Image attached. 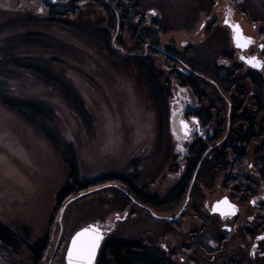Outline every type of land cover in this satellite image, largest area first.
<instances>
[{"label":"flooded vegetation","instance_id":"1","mask_svg":"<svg viewBox=\"0 0 264 264\" xmlns=\"http://www.w3.org/2000/svg\"><path fill=\"white\" fill-rule=\"evenodd\" d=\"M71 1L11 0L0 12L4 24L15 15L25 22L55 20L57 39L67 21L88 24L111 53L143 73L156 105L168 108L153 146L126 147L119 161L124 158L121 166L127 163V169L87 181L84 191L93 192L83 199L120 200L110 211L116 224L122 217L131 224L152 222V229L132 225L136 241H117L111 238L115 229H103L107 236L95 264H106L102 250L111 245L136 249V264H264V67L246 62L255 57L264 63V32L245 26L257 20L240 5H234L237 13L233 7L222 19L210 18L222 0H202L203 19L194 16L192 3H186L185 14L166 8L159 14L157 6L142 0H101V12L95 2ZM84 9L88 18H81ZM228 16L251 39L246 47L234 42L224 23ZM176 117L181 128L174 125ZM77 230H63L51 264H66Z\"/></svg>","mask_w":264,"mask_h":264},{"label":"rangeland","instance_id":"2","mask_svg":"<svg viewBox=\"0 0 264 264\" xmlns=\"http://www.w3.org/2000/svg\"><path fill=\"white\" fill-rule=\"evenodd\" d=\"M10 1L0 0V8L9 7ZM142 1L157 6L161 10L159 14L165 8L166 12L178 14L188 10L183 0ZM230 4L219 2L210 18L222 19L223 11L233 7L237 13L234 5H240V9L250 11L258 22L255 25L245 22L246 28L255 29L257 34L264 32V0H234V4ZM4 13L0 12V39L5 41L0 57L16 65L25 63L38 69L41 72L37 74L41 76L34 72V77L26 75L28 68L22 70L16 65L0 66V83L3 84L0 93H8L9 86L13 88L12 81L16 80L22 83L19 88L14 86L19 96H32L50 113L46 120H36L33 126L0 102V219L24 237V244L18 249L0 247V264H32L29 248L40 243L41 238H51L48 256L54 249L57 233L54 227L58 226L65 202L58 206L59 194L74 182L84 183L127 169V163L121 166L124 158L119 161L125 157L124 149L153 146L161 115H165L168 108L156 105L143 73L117 53H111L104 37L91 32L89 27L74 26L67 21L61 25L64 32L59 38L61 41L31 43L27 36L31 33L30 20L26 25L22 15H15L11 23L4 24ZM6 14L11 15L7 11ZM240 16V19L244 17ZM198 17L203 19L205 14ZM18 25H25V30ZM33 38L43 40L39 36ZM11 41L17 44L10 46ZM14 48L17 51L11 59L4 57ZM42 58L47 62H38ZM45 70L50 72V79L43 77ZM74 73H79V78ZM65 87L72 98L67 96ZM103 198L98 195L72 203L75 207L65 215L64 229H78L90 220L103 227L105 219L106 222L111 220L113 226L108 229H115L111 238L117 241L123 237L137 240L135 233H129L132 225L137 229H152V222L142 220L131 224L130 219L121 215L116 224L115 214L110 211L113 207L119 208L121 202L115 200L109 202L110 205ZM89 205L88 210L85 206ZM118 231L124 235H116Z\"/></svg>","mask_w":264,"mask_h":264},{"label":"trees","instance_id":"3","mask_svg":"<svg viewBox=\"0 0 264 264\" xmlns=\"http://www.w3.org/2000/svg\"><path fill=\"white\" fill-rule=\"evenodd\" d=\"M129 1V0H128ZM201 1L202 0H183V2H187V3H192V11L194 13V16L196 17L199 16L204 10L201 7ZM208 2L211 0H207ZM206 1V2H207ZM75 2H79V3H87V4H94L93 2L97 3L98 5V10L101 12V8H103V2L101 0H72L71 3H75ZM130 3L128 4V6H130ZM74 5V4H73ZM70 8H72V6H69ZM84 14H81V18H88V16H90V11L87 10H83ZM101 14V13H100ZM30 24L27 23V21L25 22V24L29 25V27H31V33H29V35H27L29 37V41L31 40V43H48L50 39H56L61 41L60 39H57L55 37V34H57V22L55 20H49L48 22H40V21H34V20H30L29 21ZM81 25H85L87 27L88 24H84L81 23ZM72 26V25H71ZM17 27L19 28H23L25 30V25L24 27L22 25H18ZM81 29V27H80ZM34 36H39L41 38H43L42 42L40 39H37L36 41L34 40ZM5 41L3 42L0 39V51H2V49L5 46ZM17 42L13 43L12 41L10 42V46L16 45ZM17 48V47H16ZM14 48L13 51H9L10 53H8L7 55H4V57H8L9 59H11L12 54L17 51V49ZM19 57H22L21 55H18ZM26 57V56H25ZM33 58L35 61L38 60V58L35 57H31ZM49 58V57H48ZM44 58L40 59V61L38 62H42ZM47 62V61H45ZM10 63V64H9ZM17 63V61L15 62ZM32 64V63H31ZM15 66L16 64H14L12 61L8 62V61H4V59H2V57H0V66L1 67H8V66ZM19 66V67H18ZM16 67L18 69H22V70H26V68H28V72H25L26 75H29L31 77H34L35 75L33 74V72L38 75L41 76L40 74H37L39 72H41L38 69H32V67H28V65H26L25 63L23 64V66L20 65H16ZM9 68V67H8ZM16 68V69H17ZM32 69V70H29ZM42 75L45 79H50L51 74L50 72L47 70L42 71ZM2 73H0L1 76ZM4 74H6V72H4ZM9 76H3L2 78H8ZM7 83V82H6ZM2 85L0 83V90H2ZM13 88H11L9 86V92L6 93H0V102L6 106L8 109L12 110L13 112H15L17 115H19L20 117H22L26 122H28L30 125L35 124L36 120H41V118H44L45 120L49 117V111L47 110L45 105H42L40 102L34 100L33 98H29L28 96L23 97V96H19L16 92V90H18L17 88L15 89L14 86H19L22 85V83H18L16 80L12 81ZM6 86V84H5ZM19 88V87H18ZM67 87H65V91L67 92V96L69 98H72L71 96V92L67 89ZM74 99V98H73ZM74 102H76V99L74 100ZM77 103V102H76ZM80 105V104H79ZM87 182L84 183H77L74 182V184L72 186H70L68 189H65L62 193L59 194V198H58V206H60L64 201L68 200L70 197L76 196L80 193H82L81 191L85 192L84 190L87 189ZM83 200V198H81ZM64 204V203H63ZM74 204V203H73ZM73 204H71L65 215L69 214V212L71 210L74 209L75 206H73ZM65 219H64V223H65ZM104 226L106 227H112L113 223L111 224V220H109V222H106V219L104 221ZM90 222H86L83 225H81L79 228L86 226L88 224H90ZM78 228V229H79ZM49 229H52V225ZM54 229H57L58 231V226L55 225ZM114 228H112L111 230H113ZM51 236L53 235V232H50ZM49 234V235H50ZM24 238V237H23ZM22 237H20V235L7 223H5L3 220L0 219V247L1 248H7V249H18L20 246H23V239ZM50 243H51V238H47L45 240V242L43 243H38L35 247L33 248H29V254L32 258V262L33 264H44V262L47 260H45L44 262H42L47 254L48 257V253L50 250ZM107 249V251H106ZM106 251V253H105ZM138 256L139 253L136 249L132 248V247H128V246H124V245H111L108 248H104L102 250V255L101 258H103V260H106V264H136L137 260H138ZM46 257V258H47Z\"/></svg>","mask_w":264,"mask_h":264},{"label":"snow or ice","instance_id":"4","mask_svg":"<svg viewBox=\"0 0 264 264\" xmlns=\"http://www.w3.org/2000/svg\"><path fill=\"white\" fill-rule=\"evenodd\" d=\"M150 14L153 16L156 15L155 10H152ZM224 23L231 27L233 39L237 47L243 48L248 43H251L250 38L243 37L238 25L231 24L228 19H225ZM261 48L264 50V45H261ZM241 59L245 58L241 57ZM246 62L255 68L264 67V63L257 61L255 57L247 59ZM186 128L187 126L185 125ZM224 203H227V200ZM117 219H120L119 215H117ZM102 239L103 235L101 231L94 226H89L77 232L72 238L71 247L68 249V264H93ZM261 239H264V237H261Z\"/></svg>","mask_w":264,"mask_h":264},{"label":"water","instance_id":"5","mask_svg":"<svg viewBox=\"0 0 264 264\" xmlns=\"http://www.w3.org/2000/svg\"><path fill=\"white\" fill-rule=\"evenodd\" d=\"M226 19H228V20L230 21L231 24H235L234 22L231 21L232 18H231L230 16H228ZM235 25H237V24H235ZM230 28H231V27H230ZM231 30H232V29H231ZM232 36H233V32H232ZM174 121H175L174 125H175L176 127L181 128L180 119H179L178 117H176ZM91 192H93V190H88V191L82 192V193H80V194H78V195H76V196L70 197L68 200H66V201L64 202V204H63V206H62V209H61V211H60L59 218H58V226H59V229H58V231H57V233H56L55 241L53 242L54 249H53L52 253L49 254V256L47 257V260L44 262V264H51V262H52V260H53V258H54V255L56 254L57 247H58L59 242H60L61 237H62V233H63V229H64V225H65V223H64V217H65V213H66L68 207H69L72 203H74L75 201L80 200L81 198H83L84 196L90 194ZM89 226H94V227L98 228V229L101 231L102 235H103V239H102L101 242H100V246H99V248H98V250H97L96 257H95V259H94V261H93V264L96 263V259H97V256H98V253H99V250H100V248H101V246H102V243H103L105 237L107 236V235H105V232H106V231H104L103 229H108V228H110V227H106V226L101 227L99 224H96V223H90V224H88V225H86V226H83V227L79 228V229H78V230L72 235V237H71V239H70V241H69V244H68V248H67V250H66V255H65V262H66V264H68V258H67V256H68V249H69V248L71 247V245H72V238L76 235L77 232H79V231H81L82 229L87 228V227H89Z\"/></svg>","mask_w":264,"mask_h":264}]
</instances>
